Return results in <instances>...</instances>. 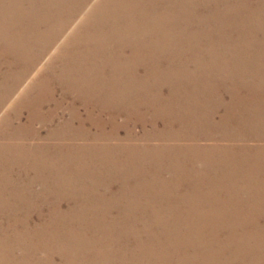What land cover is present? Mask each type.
I'll use <instances>...</instances> for the list:
<instances>
[{"label": "bare ground", "instance_id": "6f19581e", "mask_svg": "<svg viewBox=\"0 0 264 264\" xmlns=\"http://www.w3.org/2000/svg\"><path fill=\"white\" fill-rule=\"evenodd\" d=\"M62 1L55 0V8L46 10L45 14L62 12ZM162 1L166 3L163 18L154 16L153 12L148 16L150 12L142 7L148 0H116L111 4L112 9L100 11L106 18L111 15L113 21L105 18L93 25L96 31L113 32L96 33L95 37L94 32L90 34L89 39L94 38L92 41L106 48L113 45L111 55L105 56L107 61L102 59L103 65L99 66L103 71L99 85L109 86L103 69L108 64L117 72H131V76L120 77L124 86L115 89L116 83L110 85L115 89L112 97L116 100L105 104L104 110L114 116L109 120L100 119V126L107 123L110 126V133L103 129L101 136L119 140L124 131L123 137L129 140H180L183 146L133 149L127 152L128 157L123 155L126 152L123 149L101 151L100 157L87 159L80 166L84 173L72 177V183L78 188L65 192L67 202L62 203L59 197L53 206L46 203L48 194L56 189L51 188L47 179L42 182V191L36 192L37 196L25 197L30 191L25 185L19 190L0 189V216L3 217L0 219V264H128L124 258L126 253L131 254L129 264H264V150L246 146L264 141V39L255 35L256 30L264 33V0H256L255 6L245 0L242 4L239 0ZM134 15L136 20H141L134 21ZM183 16L188 28L182 26ZM20 18L27 19V15L21 14ZM51 19L48 14L42 15L35 26ZM192 26H196V31L189 32ZM122 46L133 48L127 66L119 59ZM140 55L151 63L156 57L164 56L168 63L163 70L156 65L153 70L150 63L138 62ZM141 69L152 84L138 77ZM129 97L130 101L126 102ZM128 108L133 111L128 113ZM124 113L130 115L124 116ZM132 114L143 125L144 134L139 138L129 128ZM121 117L123 120L119 122L117 118ZM158 121L163 123L162 127ZM147 123L153 128L150 132L145 128ZM216 135L221 141L246 142L245 147L234 156L226 149L208 150L213 155L210 159L202 156L205 151L201 147L186 148L191 146L187 142H213ZM224 153L227 158H217ZM197 162H202L203 168L194 167ZM94 164L98 168H93ZM103 169L112 173L110 177L97 174ZM163 170L169 171L172 177L163 179ZM113 185L116 188L111 191ZM100 186H108V193H97ZM17 191L19 195L22 192L21 198ZM41 195L44 197L40 198ZM39 198L42 203L36 202ZM31 199L36 200L33 207L25 203L14 206L10 202ZM112 206L118 207L116 217L123 222H105L96 227L87 221L80 226L72 224L75 219L88 217L105 220L98 209L106 211ZM132 217L145 220L143 232L148 235L146 240L130 248V252L115 246L104 249L97 246L98 241L86 243L84 233H78L80 229L96 228L94 231L101 238L119 234L141 237L137 227L126 222ZM157 218L173 222L154 225ZM94 231L91 238L96 240ZM43 235L58 247L61 262L35 258L36 248L52 250L50 244L48 247L47 243L36 240ZM25 239H31L32 243L27 241L24 246ZM15 244L22 247L18 257L13 253ZM190 249L194 259L185 257ZM67 254L68 257H63ZM96 254H108L112 259L97 258ZM225 254L229 263L222 259ZM117 256L122 258L116 259ZM73 257H83V260Z\"/></svg>", "mask_w": 264, "mask_h": 264}, {"label": "rangeland", "instance_id": "374dc122", "mask_svg": "<svg viewBox=\"0 0 264 264\" xmlns=\"http://www.w3.org/2000/svg\"><path fill=\"white\" fill-rule=\"evenodd\" d=\"M54 1L0 0V189L6 187L9 190H19L25 185L26 189L30 190L25 197L29 195L37 196L36 192L42 191V182L47 179L51 182V188L53 186L56 189L53 193L48 194L49 199L46 204L49 206H53L54 201L59 197L62 203L67 202L64 199L68 196L65 192L70 193V189L78 188L73 184L74 178L72 177L84 173L80 171L82 170L80 166L84 164L85 160L87 162L96 155V157H100L101 151L123 149L126 151L123 155L128 157L127 152L129 153L133 149L163 150L168 147L178 148L183 146L180 140L174 142L173 140L143 142L140 139L135 140L133 138L129 140L123 137L124 131L121 132L119 140L101 136L103 129L110 133V126L109 123L105 124L104 127L103 125L100 126V119L103 121L109 120L111 115L114 116V113L104 110L106 108L104 105L115 103L116 99L112 97L114 90L119 86H124V80L120 77L131 76V72H117L112 64H108L103 69L109 86L99 85V76L103 73V71H100L101 67L99 66L103 65L102 59H105V56L111 55L113 45L106 48L100 45L98 41H92L94 38L89 39L92 38L90 36L92 32H94V37L96 33L103 35L113 33L108 29L96 31L93 25H96L98 20L106 18V15H101L100 11H108L110 7L112 9L113 5L111 4L116 0H63L64 3L60 8H64V10L62 12L59 10L57 13H46L52 19L46 20V23L36 27V20L41 19L42 15H46V10L55 8ZM245 1L253 6L256 4V0ZM239 3L242 4V0H239ZM165 4L162 0H148V2L142 4V7L150 12L148 16H151V12H153L154 16L163 18L161 15L165 12ZM39 11H43V13H38ZM243 13L245 12L243 11ZM21 14H26L27 19L20 18ZM109 16L107 17L108 20L113 21V17ZM136 17L134 15V21ZM130 18L132 19V16H129ZM186 20L183 16L181 19L184 22L183 27H185ZM193 31H196V26L189 28V32ZM35 33H39L38 37L35 36ZM234 34L238 37L237 33ZM263 34V31L256 30V38L264 39ZM120 49H122V53L119 59H121L124 66H127V61L132 58L133 48L122 46ZM168 52L173 53L170 48ZM158 53L164 54L163 51H158ZM113 56L111 60H114ZM187 56H191V54H187ZM137 59L141 64L148 62L144 55H140ZM156 59L155 62H148L150 67L152 66L153 70H156L154 68L156 65L159 70H163L168 63L167 59L164 56L156 57ZM138 77L147 79V83H153L143 69L138 72ZM144 79L142 80L143 83ZM115 83V89H112L110 85ZM164 91L166 92L165 89ZM218 94L220 95V93ZM121 101L119 100V103L127 104L126 102L130 101V97L126 102ZM148 101L151 103V99ZM129 111L133 110L128 108L127 112L129 113ZM123 115L130 114L124 113ZM132 116L133 119L129 122V128L135 132L134 137L137 135V138H139L144 134L143 125L136 122L133 114ZM117 120L122 122L123 119L121 117ZM158 124L159 127L163 125L161 121ZM145 128L148 132L153 129L149 123L146 124ZM212 139L213 142L206 140L187 142L185 144L192 147L188 146L186 148L201 147L205 151L202 156L205 159H210L213 155H209L208 150L214 152L215 149L222 152V149H226L230 156H234L237 155L239 150L244 149L246 144V142H236L232 139L221 141L222 138L219 135L214 136ZM246 146L249 148L253 146L252 149L264 150V141H254L247 143ZM221 156H217V158L225 159L228 157L225 153ZM194 164L193 166L196 168H203L204 165L202 162ZM92 167L98 168L96 164ZM103 171L97 172V174L106 177H110L112 174L107 172L106 169H103ZM90 173L94 174L95 171ZM36 177L40 178L39 181ZM161 177L170 179L172 175L169 171L163 170ZM115 188L114 185L110 187L111 191ZM108 189V186H100L99 189L97 187L96 192L108 193ZM10 194L8 192V195ZM18 196L21 198L22 192L20 195L18 193ZM43 197L40 196V198ZM40 198L37 201L31 199L29 201L13 200L10 202L14 206L25 203L33 207L36 205H34L35 201L37 203L43 202ZM172 202L177 203L176 201ZM98 210L106 218L105 220L101 217H88L82 220L75 219L76 221H72V224L80 226L87 221L88 224L92 225L91 227H96L95 225L105 222H123L122 219L116 217L118 214L117 206L109 207L106 211L103 208ZM90 211L96 212L95 209ZM142 211L143 208H141ZM201 211L204 212V208ZM0 219H3V217L0 216ZM126 222L136 226L139 230L138 235H141V237L135 238V234H126L125 236L128 237L119 234L120 236L113 237L109 233L113 238H101L100 233L94 231L96 228H93V230L80 229L78 233H84L86 243L98 241L97 246H103L104 249H111L112 246H115L118 249L121 248L130 252V248L138 241L146 240L148 234L143 232L146 224L145 220L132 217ZM168 222L173 221L171 219L159 221L158 218L153 221L154 225H162ZM38 223L40 224V222ZM193 223L207 222L194 221ZM93 231L97 235L96 240L91 238ZM123 233L127 232L123 231ZM28 239L24 240V246ZM36 240L43 244L47 243L48 247L50 244V247H52L51 252L46 248V250L40 249V247L36 248L34 251L36 252V259L43 258L46 261L50 260V262L53 259L57 262L62 261V257L58 254V247L53 245L48 237L43 235V237L36 238ZM28 242L29 244L32 243L31 239ZM14 246L13 253L18 257L22 247L17 246V244ZM192 251L190 249L185 257L194 259L195 256H193ZM130 255V253H126L124 256L128 264L131 259ZM68 256L67 254L63 257ZM96 256L97 258L112 259L108 254H96ZM73 258L74 260H83V257ZM115 258L121 259L122 257L117 256ZM222 259L229 263V257L226 254L222 256Z\"/></svg>", "mask_w": 264, "mask_h": 264}]
</instances>
